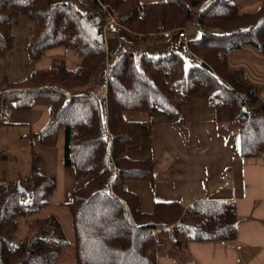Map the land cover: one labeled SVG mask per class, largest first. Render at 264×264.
<instances>
[{
    "label": "trees",
    "instance_id": "1",
    "mask_svg": "<svg viewBox=\"0 0 264 264\" xmlns=\"http://www.w3.org/2000/svg\"><path fill=\"white\" fill-rule=\"evenodd\" d=\"M111 9L120 27L135 34L150 35L159 25L165 31L183 28L197 19L200 35L185 41L186 59L179 52L136 57L128 49L107 61L104 28ZM21 16L32 21L25 46L30 63L56 47L73 50L78 59L68 68L53 57L45 69L2 79L0 125L15 124L7 119L10 105L28 110L44 101L48 117L27 135L30 184L19 191L0 181V264H56L68 244L52 214L36 217L28 238H15L19 217L35 216L49 204L56 182L44 172L36 146H54L60 130L62 163L82 181L65 203L75 264H157L156 234L162 230H169L180 252L190 242L234 239L233 200L186 207L178 200L154 201L150 211L143 210L126 181L153 182L155 160L132 158L127 151L150 138L157 120L185 121L188 99L207 95L214 120L236 124L241 157L264 154V99L245 70L227 60L229 52L244 47L264 54V2L240 11L232 0H0V63L15 46L13 28ZM154 112L161 117L154 120Z\"/></svg>",
    "mask_w": 264,
    "mask_h": 264
},
{
    "label": "crops",
    "instance_id": "2",
    "mask_svg": "<svg viewBox=\"0 0 264 264\" xmlns=\"http://www.w3.org/2000/svg\"><path fill=\"white\" fill-rule=\"evenodd\" d=\"M232 2L240 11H252L264 0ZM119 30L122 36L119 32L118 35L127 47L137 43L143 49L151 38L168 33L159 31L145 37L128 30ZM249 49L244 47L234 51V54L255 59L253 73L263 79L255 85L264 99V54L257 55ZM13 50L9 52L7 61L0 63V88L2 79L11 77L9 70L4 71V64L10 62L14 72H23L27 64L19 58L16 61L17 55ZM23 53L26 55L25 49ZM110 54L113 55L109 53L108 59L112 57ZM38 106L41 107L36 110ZM206 107L209 108L207 102L203 106L194 103L192 108L190 104L185 121L157 120L152 124L150 138L129 148L127 152L132 158L150 157L155 160L156 177L150 182L152 206L154 201L178 200L186 207L202 200H233L237 213V235L228 241L190 242L186 250L180 252L172 247L169 230L159 231L156 238L161 234L158 239L161 246L155 245L157 264H264V154L261 157H241L238 143L231 142L227 133L230 129L225 124L217 123L214 113L205 110ZM9 114H13L9 120L14 125L30 123L37 132L47 120L48 108L35 103L28 110H17L12 105ZM59 134L63 139L62 130ZM39 146H36L38 151ZM223 175L226 176L222 178ZM137 195L141 208L147 209L142 207L140 194Z\"/></svg>",
    "mask_w": 264,
    "mask_h": 264
},
{
    "label": "rangeland",
    "instance_id": "3",
    "mask_svg": "<svg viewBox=\"0 0 264 264\" xmlns=\"http://www.w3.org/2000/svg\"><path fill=\"white\" fill-rule=\"evenodd\" d=\"M142 1H154V0H142ZM114 17L117 18V14L108 15L107 22L109 27L111 28L108 29V25L107 28H104V34H105L104 43L106 47L107 57L109 56V53H112L113 55L111 54L110 55L114 57L116 55H119L123 50L130 49L135 53L136 57H138L142 52H146V54L153 57L170 54L172 52H179L186 59L185 45H184L185 41L189 39L197 38L200 35V30L190 22H187L183 27V33L181 37L178 36L177 34V32L181 31L180 30L182 29L181 27L174 30L165 31V29L161 27L162 25H159L157 32H154L155 34L158 33L159 31L162 33H166V32L168 33L151 38V40L148 41L149 44L146 47H144V49L137 43H134L132 46L127 47L125 45L126 43L122 41V37H119L118 35V32L120 35L122 34L119 29L122 30L123 28L120 27V25L117 23ZM13 32L15 34L16 44L13 48L14 50L13 49L12 50L14 51L13 53L17 55L16 61H18L19 58L20 61L22 59L27 64H25V68L22 69L23 72L18 70L14 72L10 67V62L8 64H4L3 66L6 69V70L4 69V71L9 70L8 72L9 75L11 76L9 78L12 79L13 77L15 79L17 78L19 79L29 74L32 70L45 69L49 64V60L53 57L62 58L68 68H74L78 56L73 50L67 49L65 47H56V48L48 49L44 52L43 56L38 62L34 64L29 62L27 54L25 55L23 51L25 49L24 43L32 34V21H30L26 17L22 16L21 20L19 19L18 24L13 28ZM249 50H252L257 55H260L251 48ZM234 53L236 52L231 51L227 55V60L230 66L244 68L247 78L249 79L251 78L250 81L253 82L254 84H258V82L263 81L262 78L258 77L255 73H253L254 69L256 68L254 58L249 57L248 55L246 56V55H239ZM8 55L9 53L7 54V56ZM7 56L3 60V63L7 61L6 60ZM232 59H234L235 61ZM242 59L243 61L239 62ZM108 60L109 59L107 58V61ZM13 73L16 75H14ZM103 78L104 77H102V79ZM258 94L260 96V92H258ZM206 102L209 108L206 107L205 110L209 109V111L213 113L212 107L208 104L207 95H197L189 98L188 106L191 104V108H192V105L194 103L203 106L205 105ZM36 103L37 105L38 104L46 105L48 108L47 102L39 101ZM188 106L185 112L186 114L188 111ZM39 107L41 106H38L36 110H38ZM10 109H12V105L8 107V111H7L8 120L10 118H13L12 116L13 114H9ZM151 117L154 120H157L159 117H161V114L154 112L152 113ZM162 121H166V120H162ZM33 126L30 123H28V125L27 124L0 125V181H5L10 184L16 185V187L18 186V184L19 185L21 184V187L23 188L30 184V179H31L30 140L28 137L23 136V134L25 133L30 134L31 133L30 130H32V132H36L35 130L32 129ZM227 127L230 129L227 131V133L230 136L231 142L238 143V133H237L236 124H234L233 122H229L227 123ZM62 141H63L62 136L59 134L58 141L54 146L50 148H44V146L42 147V145L39 146V150H40L39 152L43 156V170L46 174L52 175L55 178L56 185L52 194L47 197V200L49 201L48 205L42 207L41 210L35 214V216L19 217L18 219L19 229L15 233V238L17 240L28 238L32 234L31 227L33 226V224H35L34 220L36 219V217L41 218L52 214L59 221L61 228L65 234L66 240L68 241V244L63 248L62 252L59 254L56 260V264H75L74 248L72 244L73 243L72 219L70 212L65 203L68 201L69 192L75 186L80 185L82 181L75 177L73 167L63 165ZM132 154H136V153L132 152ZM126 186L130 190L140 194V198L142 200V207L147 208L144 210L150 211L152 209V203H151L152 201L150 200L152 188L150 186V181L148 179H144V180L128 179L126 181ZM160 236L161 234H159L156 238L157 246H161V243H159L158 240L160 239Z\"/></svg>",
    "mask_w": 264,
    "mask_h": 264
},
{
    "label": "built area",
    "instance_id": "4",
    "mask_svg": "<svg viewBox=\"0 0 264 264\" xmlns=\"http://www.w3.org/2000/svg\"><path fill=\"white\" fill-rule=\"evenodd\" d=\"M111 14H112V15H115V14H117V12H116L114 9H111V10L109 11L108 15H111ZM114 18H115V17H114ZM115 20H116V18H115ZM190 23L194 24L198 29L200 28L197 19H193L192 21H190ZM107 25H108V22H107ZM161 27L163 28V26H161ZM180 30H181V31L177 32V34H178V36L181 37V36H182V33H183V28L180 29ZM187 60L190 61V58L188 57ZM226 175H227V174H226ZM226 175H223L222 178H224Z\"/></svg>",
    "mask_w": 264,
    "mask_h": 264
},
{
    "label": "water",
    "instance_id": "5",
    "mask_svg": "<svg viewBox=\"0 0 264 264\" xmlns=\"http://www.w3.org/2000/svg\"><path fill=\"white\" fill-rule=\"evenodd\" d=\"M17 189H18L19 191H24V190H25L23 187H21V184H20V185L18 184Z\"/></svg>",
    "mask_w": 264,
    "mask_h": 264
}]
</instances>
